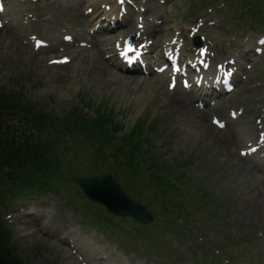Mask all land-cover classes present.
Returning a JSON list of instances; mask_svg holds the SVG:
<instances>
[{"label":"rangeland","instance_id":"374dc122","mask_svg":"<svg viewBox=\"0 0 264 264\" xmlns=\"http://www.w3.org/2000/svg\"><path fill=\"white\" fill-rule=\"evenodd\" d=\"M92 1L0 2V92L20 93L25 102L58 119L80 110L94 122L110 118L116 127L112 138L89 126L63 134L57 157H49L54 167L37 176L46 184L19 191L1 210L19 257L26 264H264V210L253 214L248 208L264 192V0H124L115 27L104 21L101 6L97 14H85ZM148 16L158 27L147 43L136 23ZM7 26L17 33L8 34ZM98 26L108 30L97 35ZM160 35L155 48L144 49ZM66 37L109 40L101 45L106 53L99 60L108 70L102 71L104 81L91 73L82 77L81 66L72 67L68 51L89 46L77 42L69 48ZM132 39L154 71L119 68L117 48ZM172 42L182 55L171 63L167 48ZM54 46L59 50L48 52ZM202 52L213 68L225 64L230 69L237 62L233 91L225 86L205 95L207 89L197 86ZM159 58L163 68L155 67ZM84 60L90 62V55ZM165 75L157 100L117 83L123 76ZM182 96L209 112L208 123L178 112L170 102ZM216 108L219 114L212 115ZM208 124L235 150H223L217 131L205 129ZM137 131L129 164L132 138L124 137ZM106 174L149 208L153 224L112 215L73 181ZM94 248L98 251L91 252Z\"/></svg>","mask_w":264,"mask_h":264},{"label":"trees","instance_id":"16d2710c","mask_svg":"<svg viewBox=\"0 0 264 264\" xmlns=\"http://www.w3.org/2000/svg\"><path fill=\"white\" fill-rule=\"evenodd\" d=\"M65 119L43 113L37 105L25 102L20 93L0 92V264H26L18 255L11 231L3 223L1 210L8 208L9 201L19 191L39 182L46 184V180L37 176H44L54 167L49 157L56 153V146L62 145V135L70 136L75 130L82 131L89 126L112 138L116 129L115 125L112 128L110 118L102 117L94 122L79 110ZM137 133L124 137V140L132 138L128 143L132 147L129 164L134 162L138 142L135 140L134 144L133 136Z\"/></svg>","mask_w":264,"mask_h":264},{"label":"bare ground","instance_id":"6f19581e","mask_svg":"<svg viewBox=\"0 0 264 264\" xmlns=\"http://www.w3.org/2000/svg\"><path fill=\"white\" fill-rule=\"evenodd\" d=\"M81 1L83 2V0H80V2ZM126 2H129V0H126ZM87 5L88 6L86 7L85 14H94V13L97 14L96 12L99 9L98 6H101L105 9L104 10V12H105L104 21L108 22V26L111 25V27L112 26L115 27L120 23L118 21V13H119L120 8L123 7L125 5V3H121L119 0H98V1L94 0L92 2H88ZM75 12H79V10L76 9ZM154 13L156 14L157 17H161L160 13H158V12H154ZM40 16H42V15H40ZM149 17H151V16L143 17L142 20H140L136 23V30L138 31V33H140V39L145 37V40L147 43H148V40H150L148 37H151V34L153 33V31H157V27H158L153 22H149V19H148ZM124 20L129 21L130 18L128 16H125ZM101 24H103V23H101ZM71 26H82V25L77 23V22H73V23H71ZM108 26H106V27H101V26L99 27L98 26V29H96L95 34L100 35V34L104 33L106 30H108ZM159 27L161 28V26H159ZM151 28H153V29H151ZM2 29L0 28V35L2 34ZM6 31L11 36H14L17 33V30L11 28L10 26H7ZM158 32H159V30H158ZM169 33L170 32H168V34ZM84 34H86V33H84ZM179 34L181 35V33H179ZM76 39L80 40L77 42H87L85 44L87 46H89V48L88 49H78V50L68 51L69 56H66V57L69 58V63L72 65V67L81 66L79 74L82 77L85 76L87 73H91L94 76V78H99L100 81L101 80L104 81L106 79V75H104V72H102V71L105 70L106 72H108V70L104 68V66L100 63L99 60H100V56L103 57L106 53V51L101 48V45L106 44L109 40L102 39L101 41H97V40H93L94 38L89 39V37H85V38L76 37ZM162 39L163 38L161 37V35L158 36L155 39V42L152 41L151 45L146 44L144 49L148 50V52H149V50H151L152 48H155L160 43V41H162ZM1 40H3L2 37H0V41ZM65 40L68 43V45H66L67 47H69L70 45L72 46V45L77 43V42H75L73 37H66ZM69 48H72V47H69ZM252 48H253V46H252ZM252 48L249 50H252ZM66 49H68V48H66ZM119 49L121 51H123L124 50V44L119 45ZM58 50H59V47L54 46L53 48H50L48 52H57ZM167 51L171 52V54L174 55L176 58H178V59L181 58L182 53L178 50L175 42H172L169 44ZM132 52L134 53L133 55H138V57L140 58L139 63L136 65H133L131 67L129 64L123 62L122 60H119L118 65H119L120 69H124L128 72H135L138 70L145 72V71H148L151 69L150 63L146 62L145 57L143 58V56L141 55V53H139L137 48L136 49L134 48L132 50ZM257 52H259V51H257ZM77 55L82 57V59L80 61L78 60L79 58L76 59ZM88 55H90L91 61L85 62L84 56L88 57ZM129 57H130V55H129ZM207 62H208V68H207L206 72L198 78L197 83L200 82L202 85V82L207 80V83L204 84L207 87L202 85L204 90L207 89V91H205V95L218 94L221 92L220 87H225L227 85V81L225 80V78L221 77V73L225 72V71H227V72L235 71L236 69L235 68H232V69L226 68L224 64H221V65L218 64L214 69H211V66H210L211 61L209 58H208ZM144 63H146L145 67L143 66ZM154 64H156L155 67L158 66V68H161L165 65L164 62L161 61L160 58L157 59L154 62ZM209 66H210V68H209ZM151 70L154 71V66ZM236 77H237V72H235V74L233 76L234 81H236L235 80ZM166 78H168V76H166V75L164 76V78H161L158 76V77H154V78H144V79L140 76H137V77H125V76H123V77L118 78L119 80L117 83L120 84L121 86H123L124 88H126L127 90H130L132 93L143 90V93H146L147 97L151 98L152 100H157L161 96V92L158 88L160 87V89H162L161 86L163 84L164 79H166ZM176 86L177 87H175L176 88L175 90H179L178 85H176ZM184 88L185 87L182 86V88H180V90L184 89ZM195 93L196 92L194 90H191V92H190L191 97L194 98ZM170 103L177 108L179 113L184 112L186 115L195 116L196 118L199 119V123H208L209 112L197 109L191 103L190 97H185V96H182L181 98L173 97V100ZM219 109L220 108L213 109L212 115L213 114L218 115L219 114L218 111H220ZM205 129L209 130V131H217L216 132L217 141H218L219 145L223 148V150H225L227 152V150L229 148H231L230 150L234 149L235 144L233 142H230V140H225L224 136H222L220 131L215 130L212 125L208 124V127H206ZM255 151L256 152L254 154H256L258 152L257 149ZM256 167L257 168H263L259 164H256ZM248 208H249V213H253V214H256V213L260 212L261 210H264V192H261L259 199H256L252 203H250L248 205ZM55 233L58 234L56 231H55ZM73 246L76 248L79 247L78 243L74 244ZM96 251H98V250H96V249L91 250V252H96ZM104 260L107 261L108 259H104ZM101 264H102V262H101Z\"/></svg>","mask_w":264,"mask_h":264},{"label":"water","instance_id":"95a60500","mask_svg":"<svg viewBox=\"0 0 264 264\" xmlns=\"http://www.w3.org/2000/svg\"><path fill=\"white\" fill-rule=\"evenodd\" d=\"M74 181L92 201L104 205L116 216L132 217L144 225L155 221L147 206L130 198L114 176L75 178Z\"/></svg>","mask_w":264,"mask_h":264},{"label":"snow or ice","instance_id":"6c2138e0","mask_svg":"<svg viewBox=\"0 0 264 264\" xmlns=\"http://www.w3.org/2000/svg\"><path fill=\"white\" fill-rule=\"evenodd\" d=\"M120 2H121V3H123V2H124V0H120ZM0 11H2V7H0Z\"/></svg>","mask_w":264,"mask_h":264}]
</instances>
